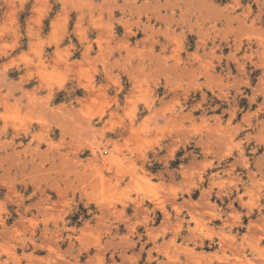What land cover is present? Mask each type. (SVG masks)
I'll return each mask as SVG.
<instances>
[{"label":"rangeland","instance_id":"rangeland-1","mask_svg":"<svg viewBox=\"0 0 264 264\" xmlns=\"http://www.w3.org/2000/svg\"><path fill=\"white\" fill-rule=\"evenodd\" d=\"M0 264H264V0H0Z\"/></svg>","mask_w":264,"mask_h":264},{"label":"bare ground","instance_id":"bare-ground-1","mask_svg":"<svg viewBox=\"0 0 264 264\" xmlns=\"http://www.w3.org/2000/svg\"><path fill=\"white\" fill-rule=\"evenodd\" d=\"M77 1V0H76ZM82 4V3H81ZM128 55V54H127ZM94 63V62H93ZM94 150V149H93ZM96 150V149H95ZM102 150V149H101ZM96 153V152H95ZM95 156V155H94ZM97 163V162H96ZM94 164V163H93ZM96 166H97V164H96ZM98 167V166H97ZM100 168V167H99ZM97 170H98V168H97ZM95 172V171H94ZM99 172H100V170H99ZM95 174V173H94Z\"/></svg>","mask_w":264,"mask_h":264}]
</instances>
